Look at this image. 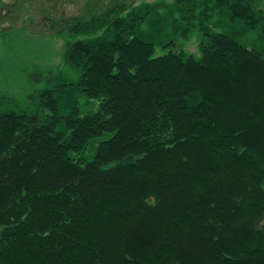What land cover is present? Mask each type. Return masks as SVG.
<instances>
[{
  "label": "trees",
  "instance_id": "1",
  "mask_svg": "<svg viewBox=\"0 0 264 264\" xmlns=\"http://www.w3.org/2000/svg\"><path fill=\"white\" fill-rule=\"evenodd\" d=\"M0 47V264H264V0H0Z\"/></svg>",
  "mask_w": 264,
  "mask_h": 264
},
{
  "label": "rangeland",
  "instance_id": "2",
  "mask_svg": "<svg viewBox=\"0 0 264 264\" xmlns=\"http://www.w3.org/2000/svg\"><path fill=\"white\" fill-rule=\"evenodd\" d=\"M77 9H79L78 6H69V9L67 11L69 13H75L77 12ZM18 36H22V35L19 34ZM60 44H61L60 40L57 39L56 41H54V46L55 48H57V51H59L60 49ZM1 54H2V48L0 47V55ZM58 58L59 55H56L55 59L58 60ZM30 59L32 60L33 58ZM9 71L10 73H8V76L5 77L9 80L7 84L8 89L6 90L11 91L12 95L15 96L11 100H9V105L15 108H18L17 107L18 105L20 107H23L25 105V103L22 104V102L25 101V93L22 88L21 89L18 88V84L25 83V81L27 80L26 73L24 72L23 68L20 67V63L17 64L15 63L14 65L12 64V69ZM107 136L108 135L104 134L94 137L92 141L89 143V145L86 147V149L82 153H80V156L87 159L92 158L96 152L99 141Z\"/></svg>",
  "mask_w": 264,
  "mask_h": 264
}]
</instances>
